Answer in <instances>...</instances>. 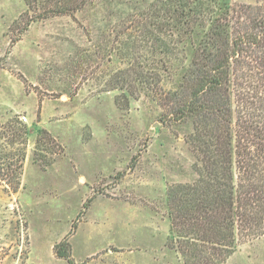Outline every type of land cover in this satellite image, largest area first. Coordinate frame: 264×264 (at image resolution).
I'll use <instances>...</instances> for the list:
<instances>
[{
	"label": "rangeland",
	"instance_id": "374dc122",
	"mask_svg": "<svg viewBox=\"0 0 264 264\" xmlns=\"http://www.w3.org/2000/svg\"><path fill=\"white\" fill-rule=\"evenodd\" d=\"M153 2L90 0L21 33L25 1L0 0V69L10 71L0 70V122L19 119L29 131L20 188L0 184V264H68L54 252L66 236L76 264H184L167 244V191L198 177L187 143L194 125L166 118L149 91L124 109L122 91L110 89L130 60L122 43L130 34L137 41ZM205 31L177 35L168 55L148 54L164 91L178 89ZM226 264H264V235L238 245Z\"/></svg>",
	"mask_w": 264,
	"mask_h": 264
},
{
	"label": "trees",
	"instance_id": "16d2710c",
	"mask_svg": "<svg viewBox=\"0 0 264 264\" xmlns=\"http://www.w3.org/2000/svg\"><path fill=\"white\" fill-rule=\"evenodd\" d=\"M24 1L28 9L21 33L32 22L74 14L90 2ZM224 1L154 0L140 37L133 42L130 34L122 43L121 49H129L128 64L110 81V89L122 91L116 99L120 107L127 109L130 98L146 90L166 118L194 125L187 143L198 177L167 191L173 232L167 244L184 264H226L238 245L264 235V2L228 8ZM196 26L206 30L201 47L178 89L164 91L161 72L148 54L168 55L175 37ZM41 131L61 149L48 130ZM28 135L19 119L0 122V184L14 192L25 171ZM76 227L74 222L72 230ZM54 252L76 264L68 236L54 245Z\"/></svg>",
	"mask_w": 264,
	"mask_h": 264
},
{
	"label": "crops",
	"instance_id": "0c3cea01",
	"mask_svg": "<svg viewBox=\"0 0 264 264\" xmlns=\"http://www.w3.org/2000/svg\"><path fill=\"white\" fill-rule=\"evenodd\" d=\"M0 70H1V72H4V73H6V74L9 75V72H10V71L5 70V69H0ZM27 97H29V96L27 95ZM35 100H36V98H35ZM17 112H18V111H17ZM26 117H27V120L30 119V116L27 115Z\"/></svg>",
	"mask_w": 264,
	"mask_h": 264
},
{
	"label": "built area",
	"instance_id": "2783aa9c",
	"mask_svg": "<svg viewBox=\"0 0 264 264\" xmlns=\"http://www.w3.org/2000/svg\"><path fill=\"white\" fill-rule=\"evenodd\" d=\"M22 119H23L24 121H27V117H26V116H23Z\"/></svg>",
	"mask_w": 264,
	"mask_h": 264
}]
</instances>
